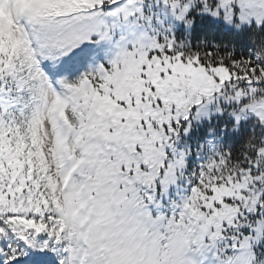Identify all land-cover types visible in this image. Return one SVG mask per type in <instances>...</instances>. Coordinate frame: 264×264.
I'll return each instance as SVG.
<instances>
[{
	"label": "snow or ice",
	"instance_id": "6c2138e0",
	"mask_svg": "<svg viewBox=\"0 0 264 264\" xmlns=\"http://www.w3.org/2000/svg\"><path fill=\"white\" fill-rule=\"evenodd\" d=\"M0 264H264V0H0Z\"/></svg>",
	"mask_w": 264,
	"mask_h": 264
}]
</instances>
